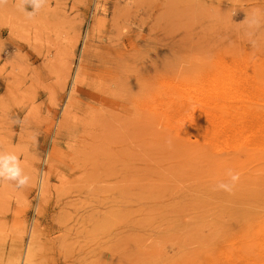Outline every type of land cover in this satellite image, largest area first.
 <instances>
[{
  "label": "rangeland",
  "instance_id": "rangeland-1",
  "mask_svg": "<svg viewBox=\"0 0 264 264\" xmlns=\"http://www.w3.org/2000/svg\"><path fill=\"white\" fill-rule=\"evenodd\" d=\"M0 153V264H264V0H0Z\"/></svg>",
  "mask_w": 264,
  "mask_h": 264
},
{
  "label": "clouds",
  "instance_id": "clouds-1",
  "mask_svg": "<svg viewBox=\"0 0 264 264\" xmlns=\"http://www.w3.org/2000/svg\"><path fill=\"white\" fill-rule=\"evenodd\" d=\"M42 2L43 0H31L34 8ZM0 178L15 181L18 186H24L29 181V177L22 173L17 157L3 153H0ZM221 187H224V185H221Z\"/></svg>",
  "mask_w": 264,
  "mask_h": 264
},
{
  "label": "bare ground",
  "instance_id": "bare-ground-1",
  "mask_svg": "<svg viewBox=\"0 0 264 264\" xmlns=\"http://www.w3.org/2000/svg\"><path fill=\"white\" fill-rule=\"evenodd\" d=\"M61 72V71H60Z\"/></svg>",
  "mask_w": 264,
  "mask_h": 264
}]
</instances>
